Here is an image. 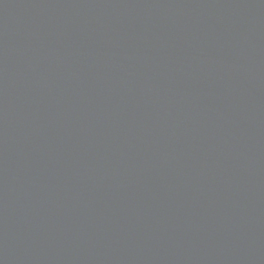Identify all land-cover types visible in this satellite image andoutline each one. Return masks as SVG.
<instances>
[{
    "label": "water",
    "instance_id": "1",
    "mask_svg": "<svg viewBox=\"0 0 264 264\" xmlns=\"http://www.w3.org/2000/svg\"><path fill=\"white\" fill-rule=\"evenodd\" d=\"M0 264H264V0H0Z\"/></svg>",
    "mask_w": 264,
    "mask_h": 264
}]
</instances>
